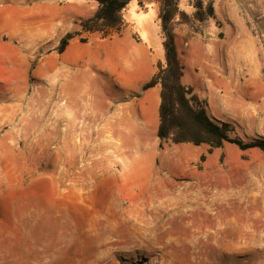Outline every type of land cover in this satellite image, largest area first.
<instances>
[{"label": "rangeland", "instance_id": "obj_1", "mask_svg": "<svg viewBox=\"0 0 264 264\" xmlns=\"http://www.w3.org/2000/svg\"><path fill=\"white\" fill-rule=\"evenodd\" d=\"M92 6L0 0V264H264L263 151L161 149L156 132L103 158L97 133L76 143L68 81L57 94L68 77L57 49L68 33L83 43L99 34L80 26ZM180 9L185 82L206 94L195 71L208 51L219 71L209 117L234 137L264 140V0H180ZM123 19V34L147 37L156 3L134 0ZM97 96L77 104L97 109Z\"/></svg>", "mask_w": 264, "mask_h": 264}, {"label": "crops", "instance_id": "obj_2", "mask_svg": "<svg viewBox=\"0 0 264 264\" xmlns=\"http://www.w3.org/2000/svg\"><path fill=\"white\" fill-rule=\"evenodd\" d=\"M154 2L157 8V24L155 28L146 25L147 37L136 32L128 35L113 34L108 38L91 34L86 43L80 39L72 40L62 55V64L65 63L66 67L59 70L63 73L67 69L65 73H68V77L66 82L61 81L57 94L59 95L68 81L67 90L73 101V107L66 118L73 126L72 131L80 134L76 143H80L81 147H86L84 143L90 140L89 134H98L101 158L116 156V149L133 141H141L143 135L156 132L157 136L162 88L157 85L143 90L144 85L156 75L158 65L165 63L160 2ZM92 7L90 17L97 11L98 4L93 1ZM206 54L195 71L205 80L206 94L202 93L203 89L198 91L194 85L186 83L185 75L183 83L192 87L201 100L210 103L208 94L213 92V78L218 77L219 71L217 63L211 61L208 51ZM91 73L104 76L106 81L93 84ZM87 92L99 95L97 109L84 111L77 104L82 93ZM57 118L59 121L58 116ZM123 154L122 152L120 156Z\"/></svg>", "mask_w": 264, "mask_h": 264}, {"label": "trees", "instance_id": "obj_3", "mask_svg": "<svg viewBox=\"0 0 264 264\" xmlns=\"http://www.w3.org/2000/svg\"><path fill=\"white\" fill-rule=\"evenodd\" d=\"M91 1L98 4V9L91 18L80 23L82 31L99 33L104 38L111 37L113 33L121 35L125 28L123 12L134 0ZM159 2L161 27L165 38V63L158 65L156 75L144 85L143 90L157 85L162 88L160 126L157 132L160 148L163 149L165 143L192 144L196 147L206 145L208 153L211 154L229 144L240 151L257 149L264 152V140L244 141L234 137L232 126L209 117L206 102L198 97L192 87L184 85L185 67L177 51L175 19L178 15H185L180 9V0ZM199 8L201 9V4ZM199 18L204 20L203 17ZM79 35L80 33L73 32L63 37L57 49L58 53L63 54L70 42ZM82 41L85 42L84 39Z\"/></svg>", "mask_w": 264, "mask_h": 264}, {"label": "clouds", "instance_id": "obj_4", "mask_svg": "<svg viewBox=\"0 0 264 264\" xmlns=\"http://www.w3.org/2000/svg\"><path fill=\"white\" fill-rule=\"evenodd\" d=\"M132 13H133V18H134V19L141 20V19H144V18H145V17L143 16V14H141L140 17H136V16H135V5H134V4H133V8H132ZM150 15H151V13H150Z\"/></svg>", "mask_w": 264, "mask_h": 264}, {"label": "bare ground", "instance_id": "obj_5", "mask_svg": "<svg viewBox=\"0 0 264 264\" xmlns=\"http://www.w3.org/2000/svg\"><path fill=\"white\" fill-rule=\"evenodd\" d=\"M196 195H197V194H196ZM190 197H191V196H190ZM196 198H197V197H195V200L193 201V203H195V204L197 203ZM212 203H213V201H212ZM212 203H211V205H212Z\"/></svg>", "mask_w": 264, "mask_h": 264}]
</instances>
